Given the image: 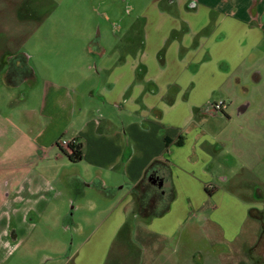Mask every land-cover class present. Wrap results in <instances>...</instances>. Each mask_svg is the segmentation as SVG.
<instances>
[{
    "label": "rangeland",
    "instance_id": "1",
    "mask_svg": "<svg viewBox=\"0 0 264 264\" xmlns=\"http://www.w3.org/2000/svg\"><path fill=\"white\" fill-rule=\"evenodd\" d=\"M185 1L0 0V58L2 60L8 56H17L18 60L24 61L21 62L23 68L12 70L9 76L6 74V84L0 83V106L4 99L13 96L11 105L13 109L17 108L13 115L19 121L25 122L26 138L32 139L36 134L34 126L37 122L57 123L59 126L61 121H55L58 114L50 119L41 116L40 112L27 110L18 102L21 93L27 92L34 82L27 77V66H30L40 79L49 78L57 81L56 83L74 86L80 91L83 112L76 110L72 121L69 120L68 111L67 115L61 112L65 118L64 122L70 123L67 128L71 130V126L75 128L80 125L79 121H76L77 116H87L89 113L96 117L98 110L117 120L116 107L104 106L99 99L103 91L100 88L108 89L104 81L99 82L101 76L104 78L112 75H135L140 78L146 72H158L160 68L165 67L164 71L171 79L182 75L184 81L179 85L185 87L190 78L187 67L189 60L204 63L200 70L199 83L212 80L210 74L214 73L215 81L222 85L207 98L210 100L209 108L198 112L204 97L196 96L197 93L192 94L196 85L193 80L186 93L182 97L179 96V117L173 119L170 116L169 121L183 124L189 138L201 130L207 136L225 142L220 151L217 150V157L205 164L208 175L199 178L200 181H209L206 186L209 192L206 188L203 189L202 198L195 203L197 205L190 203L187 205L189 207L184 208L182 214L185 223L178 231L179 235L186 238L183 243L184 246L188 245L186 249L212 253L213 244L207 238L212 225L206 223L205 218H212L215 212L212 211L216 203L211 192L213 187L220 186L222 191H230L246 202L260 203L263 206L259 209L261 212H256L264 221V40L257 50L254 48L255 53L253 51L250 56L246 54L245 58L233 61L224 52L233 40L237 41L236 33H232L233 40L230 42L228 39L214 41L212 37H216L217 33L214 35L212 32L200 33L194 41L186 35V41L200 42L201 49L194 59L188 53L184 56L188 46L177 45V42L173 44L176 38L183 36V33L176 34L172 31L177 28L175 26L208 25L216 28L217 32L222 31L223 26H236L235 20H209L206 9H190L193 0H188L187 8L190 10L185 11L182 8ZM226 36L228 34L223 29L221 37ZM204 41L213 43L214 57H203L206 46ZM97 45L105 49L103 54L100 55L96 50ZM177 47L182 50H177ZM87 74L91 76V81L94 80L93 96L87 94L90 86L89 82L88 85L85 84L84 75ZM172 99L176 98L169 97L168 102ZM35 100L36 97H32L30 103ZM221 101H224L227 107L225 110L216 111L213 104ZM194 103L198 106L196 104L193 107ZM70 133L71 131L62 134L58 142L68 140ZM58 150L63 158L47 153L46 166L39 167L43 175L52 178L53 187L52 191L40 193L45 198H40L41 203L33 211L44 212L48 219L23 222L14 214L15 223L10 226L9 234L1 233L3 230L0 228V241L2 244L8 241L10 246L3 247L7 257L4 264H46L48 261L45 259L48 257L43 254L52 255L54 264H63V257L81 247L90 232L99 227L96 226L97 221L111 210L110 203L114 194H117L116 191L107 194L98 186L90 187L95 184L91 181L95 176L96 167L88 164L85 159L73 162L60 147ZM78 174L83 175L86 182L79 178ZM43 181L44 179H41V182ZM4 189L0 178V201L4 198ZM173 189L171 186L170 192ZM179 194L184 196L186 193L179 189ZM22 196L26 199L28 195ZM171 196L168 192L166 198ZM172 201L173 197L171 203ZM14 206L17 204L14 203ZM97 207L103 211L96 215ZM33 215L35 213L31 214ZM148 220L149 216L138 215L135 218V213H131L128 224L112 249L131 247L132 243L135 247H141L143 242L134 240L136 237L132 236L133 223L138 221L144 226ZM254 229L255 225L251 222L244 225L242 239L234 242L232 249L237 248L245 252L246 256L251 255L249 250L250 243L255 238ZM128 232H131L129 240L131 239L132 243L128 242L129 245H126L125 235ZM13 234H17V242L12 239ZM190 235L195 236L193 241H187ZM173 244L169 246L172 250ZM39 253H42L41 256ZM201 259L204 264L202 257ZM218 264H222L221 260Z\"/></svg>",
    "mask_w": 264,
    "mask_h": 264
},
{
    "label": "crops",
    "instance_id": "2",
    "mask_svg": "<svg viewBox=\"0 0 264 264\" xmlns=\"http://www.w3.org/2000/svg\"><path fill=\"white\" fill-rule=\"evenodd\" d=\"M193 1L190 9H206L209 20L212 18L235 20L236 26L231 24L222 27V31L225 29L228 34L226 37H221L222 31L217 32L216 28L208 25L175 26L177 28L172 31L176 34L183 33V36L176 38L173 44L177 42V45L188 46L184 56L188 53L194 59L199 55L201 43L192 41L200 33L212 32L214 35L217 33L216 37H212L214 41L228 39V42L233 40L232 33H236L237 41L233 40L224 52L233 61L245 58L246 54L250 56L254 48L257 50L263 42L264 0ZM187 5L188 0L182 4L185 11L189 9ZM186 35L192 41H186ZM204 42L206 46L203 57H214L213 43ZM96 50L100 52V55L105 51L99 45L96 46ZM177 50L182 49L177 47ZM4 60L6 59L0 58V64ZM21 62L24 61H18L19 68L24 67ZM202 65L204 63L201 61L190 62L189 60L187 67H189L190 78L185 87L179 85L184 81L183 76L176 75V78L171 79L165 73V67L160 68L158 72H146L140 78L135 75L133 77L112 75L104 76V78L101 76L99 82L104 81L108 89L100 88L103 91L100 94L101 97H98L104 106L116 107L117 120L98 110L96 117L89 113L87 116H77L76 121H79L80 125L75 128L71 126L70 130L67 128V126L70 127V123L64 122L65 118L62 117L61 112L67 115L66 111H68L70 121L74 120L76 110L83 112L80 91L74 86L56 83L57 81L49 78L40 79L26 64L27 77L29 76L34 82L27 92L21 93L18 102L27 110L40 112L41 116L50 119L58 114V119L55 121L59 120L61 124L57 126V123L54 125L51 122L42 124L37 122L34 126L35 136L27 139L25 122L19 121L13 115L17 109L15 107L13 109L11 105L13 96L10 95L4 99L0 106L2 110L0 111V178L5 187L4 198L0 201V228L3 230L1 233L9 234L10 226L15 223L14 214L23 222L48 219L44 212H34L36 206L41 203L40 198H45L40 193L52 191L53 187L52 178L43 175L39 167L46 166L47 153H53L57 158L64 157L58 150L57 142L62 134L71 131L68 140L76 139L83 143V159L96 167L95 176L91 181L95 184L90 187L98 186L104 193L116 191L117 194H114L113 201L110 203L111 210L97 221L96 226L99 227L90 232L81 247L63 257L65 259L63 264H202L201 257L204 264H218L219 260L222 264H264V221L258 217L259 215L257 216L256 212H261L259 209L263 206L258 202L254 204L251 201L246 202L230 191H222L220 186L213 187L211 191L216 201L212 208L215 212L212 218H205L206 223L212 225L207 236L213 244L212 253L186 249L188 245H183L186 238L178 234L182 224L185 223V217L182 214L184 208L189 207L187 205L190 203L197 205L195 203L202 198L203 189L209 182L199 180L208 175L205 164L208 160L216 158L217 150L220 151L221 146L225 144L223 140L213 139L201 130L196 131L193 137L189 138L186 136L187 130L183 124L169 121L170 116L173 119L179 117V104H181L179 96L182 97L186 93V89L193 80L196 85L192 94L197 93L196 96L204 97L203 102H199L201 104L198 112L209 108L210 100L207 98L222 86L220 82L215 81L214 73L210 74L212 80L199 83ZM5 71L0 67L1 84H6ZM84 76L85 84L90 83L87 94L93 96L95 84L92 81L94 80L91 81V76L88 74ZM32 97H36V100L30 103ZM169 97L176 99H172L173 103H169ZM196 104L194 103L193 107ZM189 106L191 107L192 104ZM184 123H186L185 120ZM156 161L159 163L150 178L151 184L156 188L157 198L154 202L161 204V200L166 199L168 192L172 193L173 201L170 208L163 215L149 216L144 226L138 221L133 223L132 236L136 237L134 240L143 242L141 247L133 245L131 239L129 240L131 232H128L125 235V242L126 245H129L128 242L132 243V246L112 249L120 233L128 224L129 215L135 213V218L138 217L136 191L147 169ZM78 176L86 182L83 175L78 174ZM41 179L44 181L41 182ZM161 180L168 183L167 186H160L158 182ZM121 184L123 185L120 186ZM171 186L174 189L170 192ZM178 188L186 194L181 196ZM205 190L207 191V188ZM23 194L28 195L26 199L23 198ZM47 201L45 202L48 203ZM14 203L17 206H14ZM11 209L13 211H10ZM100 209L97 207L96 215L103 211L102 208ZM34 213L35 215L31 216ZM248 222L255 225V238L250 243V250L248 247L251 255L246 256L245 252L237 248L232 249V244L242 239L243 227ZM194 237L190 235L187 241H193ZM12 239L17 242V234H13ZM171 244H173V250L169 248ZM227 244L229 245L225 248ZM3 247H10L9 242L5 241L2 244L0 241V264H4V259L7 258ZM43 256L48 257L45 259L48 261L46 264H54L52 255L43 254Z\"/></svg>",
    "mask_w": 264,
    "mask_h": 264
},
{
    "label": "trees",
    "instance_id": "3",
    "mask_svg": "<svg viewBox=\"0 0 264 264\" xmlns=\"http://www.w3.org/2000/svg\"><path fill=\"white\" fill-rule=\"evenodd\" d=\"M59 145V144H58ZM60 147V145H59ZM61 151L65 153L69 159L73 162H78L83 159V143L79 142L78 140L74 139L71 140L69 146L64 149L62 147ZM159 162L156 161L149 166L146 171V174L143 180L140 183L139 189L136 191L137 199H138V214L141 216H160L165 214L171 205L172 197L170 193V198L162 199L164 203L156 204L154 200L157 198L156 195V188L151 184L150 178L155 173V167ZM209 190V189H207Z\"/></svg>",
    "mask_w": 264,
    "mask_h": 264
},
{
    "label": "flooded vegetation",
    "instance_id": "4",
    "mask_svg": "<svg viewBox=\"0 0 264 264\" xmlns=\"http://www.w3.org/2000/svg\"><path fill=\"white\" fill-rule=\"evenodd\" d=\"M19 58L16 56L15 58L14 57H12V56H8V58L6 59V60H4V62L3 63H1L0 64V67L4 70H6L5 71V73L6 74H10V73H12V70H16L17 71V69H19V66H18V60ZM224 102V101H223ZM224 105H225V103H224ZM225 108H226V105H225V107H224V109L223 110H225ZM217 111V110H216ZM222 111V110H221ZM160 182V181H159ZM159 182H158V184H159ZM162 189V188H161Z\"/></svg>",
    "mask_w": 264,
    "mask_h": 264
},
{
    "label": "built area",
    "instance_id": "5",
    "mask_svg": "<svg viewBox=\"0 0 264 264\" xmlns=\"http://www.w3.org/2000/svg\"><path fill=\"white\" fill-rule=\"evenodd\" d=\"M213 106H214L215 110H217V111H221L225 107L223 101L214 103ZM70 143H71V140L68 141V140H65V139H63V140H61V141L58 142V144L60 145V147H62L64 149H66L69 146Z\"/></svg>",
    "mask_w": 264,
    "mask_h": 264
},
{
    "label": "water",
    "instance_id": "6",
    "mask_svg": "<svg viewBox=\"0 0 264 264\" xmlns=\"http://www.w3.org/2000/svg\"><path fill=\"white\" fill-rule=\"evenodd\" d=\"M167 184H168V183H166L164 180H161V181L159 182V185L162 186V187H163L164 185L167 186Z\"/></svg>",
    "mask_w": 264,
    "mask_h": 264
}]
</instances>
